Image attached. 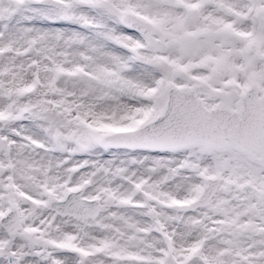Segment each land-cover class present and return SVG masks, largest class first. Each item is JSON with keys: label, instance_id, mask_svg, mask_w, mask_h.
Returning a JSON list of instances; mask_svg holds the SVG:
<instances>
[{"label": "snow or ice", "instance_id": "6c2138e0", "mask_svg": "<svg viewBox=\"0 0 264 264\" xmlns=\"http://www.w3.org/2000/svg\"><path fill=\"white\" fill-rule=\"evenodd\" d=\"M0 264H264V0H0Z\"/></svg>", "mask_w": 264, "mask_h": 264}]
</instances>
